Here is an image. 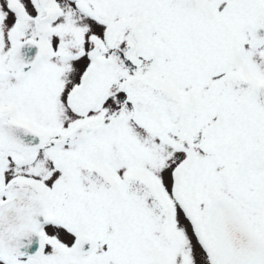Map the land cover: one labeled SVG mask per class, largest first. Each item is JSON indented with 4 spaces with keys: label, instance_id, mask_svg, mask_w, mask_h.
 Wrapping results in <instances>:
<instances>
[{
    "label": "snow or ice",
    "instance_id": "1",
    "mask_svg": "<svg viewBox=\"0 0 264 264\" xmlns=\"http://www.w3.org/2000/svg\"><path fill=\"white\" fill-rule=\"evenodd\" d=\"M0 264H264V0H0Z\"/></svg>",
    "mask_w": 264,
    "mask_h": 264
}]
</instances>
